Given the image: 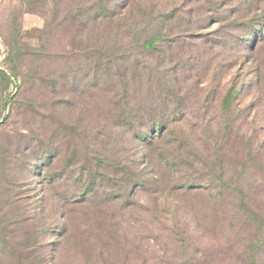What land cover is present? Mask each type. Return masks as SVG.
Returning <instances> with one entry per match:
<instances>
[{
    "label": "rangeland",
    "instance_id": "rangeland-1",
    "mask_svg": "<svg viewBox=\"0 0 264 264\" xmlns=\"http://www.w3.org/2000/svg\"><path fill=\"white\" fill-rule=\"evenodd\" d=\"M114 1L0 0V264H264V222L238 204L264 214V0H158L173 23L95 15ZM131 21L137 38L168 24L182 33L173 98L186 115L165 140L167 162L146 150L159 181L147 191L127 187L121 115L132 88L153 100L175 76L158 67L134 85L124 62L101 79V51L129 55ZM218 178L217 191L171 188ZM193 218L204 237L169 234Z\"/></svg>",
    "mask_w": 264,
    "mask_h": 264
},
{
    "label": "trees",
    "instance_id": "trees-1",
    "mask_svg": "<svg viewBox=\"0 0 264 264\" xmlns=\"http://www.w3.org/2000/svg\"><path fill=\"white\" fill-rule=\"evenodd\" d=\"M111 3L112 4H105L100 10H95V15L98 17H105L106 15L110 16L117 13L119 10L120 14L124 11V13H130L131 17H133L135 11L140 12L141 10V13L146 15L147 21L152 15L155 19H158V21L160 19L162 21L161 23H164L165 21L173 23L177 19V11L175 9L169 10L167 7L166 9L158 0L156 2L154 0H116ZM150 20L153 21V19ZM136 25L135 21L129 22V28L131 30L129 55L122 53V47L119 51L108 53L106 46L103 44L101 49L106 50L101 51L98 56L100 58H107L105 63L99 62L101 64V71L105 73L104 78H101L102 80L107 79L105 78L106 74L110 73L117 64H123L124 62L130 66L132 72L131 81L134 85V80H141L140 78L146 74L145 71L153 73L158 67L159 74L161 73L160 69L162 71L165 69L166 71L162 72L163 76H166L170 71L171 75L175 76L173 79L169 78L166 80L167 82L165 81V83H162V85L165 84L167 91L161 92L159 98L156 97L153 100L146 101L141 97H137L134 92L137 91L140 93V91L132 88L134 90L132 93V104L128 107L130 101L129 98L126 99L127 108L123 110L126 111V114L121 115L123 124L129 129L131 138L129 151L131 152L132 159L128 166L130 182H128L127 187H132L134 190L138 191H147L149 185H151L152 188H156L154 184L159 181L156 175L152 176V173L149 170L151 158H149V154L146 150L148 149L149 152L150 147L154 145L159 147L161 149L159 152L160 159L167 162L168 159L165 152V145H167L168 142H165V140L167 136L173 132V127L186 115L184 109L181 108V102L176 103L175 97L173 98V88L179 83V75L177 71L181 68L182 64L180 57L177 56L178 49L176 48L178 45L182 44L180 39L182 33L177 32L172 26L173 24H168L169 27H161L159 29L156 27L154 31L145 32L143 38H137ZM123 49H126V46ZM165 51L167 53H165ZM151 55L153 56L152 61L156 60V62H152V64L147 66L143 57H149ZM120 71L121 70H116V75L119 78L116 85L118 88L122 89V87H125L124 80L119 75ZM174 71H176L175 74ZM238 91V88L231 87L223 97V104L227 106L231 105L232 101L237 97ZM227 115L231 116V110ZM146 174L149 176H146ZM218 181H221V179L208 180L206 181L207 184H203L204 182L202 183V181L181 179L177 184L171 185V188L176 191L179 196L192 194L195 191L211 192L213 189L216 190L219 186L217 183ZM220 184H222V188L223 186H226L225 182H220ZM238 204L239 208L241 207L244 210L241 214L242 217H245L248 221L252 220L256 223L264 222V214L255 207L247 204L244 199H240ZM166 210L169 211V209ZM186 216L188 218V214H186ZM186 220L187 219L183 222V225L174 222L170 228L169 234L174 236H185L187 232H192V235L194 236H203V233L207 232V230L195 221V218H193L194 225L190 226V228L186 226ZM252 257L253 255L246 258L248 263L250 261L253 262L251 260Z\"/></svg>",
    "mask_w": 264,
    "mask_h": 264
}]
</instances>
